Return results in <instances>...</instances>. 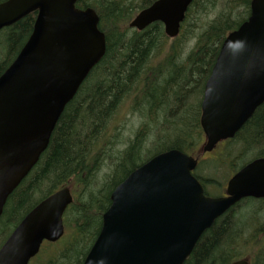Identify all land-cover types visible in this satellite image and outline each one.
Instances as JSON below:
<instances>
[{
    "label": "water",
    "instance_id": "water-1",
    "mask_svg": "<svg viewBox=\"0 0 264 264\" xmlns=\"http://www.w3.org/2000/svg\"><path fill=\"white\" fill-rule=\"evenodd\" d=\"M78 1L0 2V31L38 12L30 37L0 76V217L47 149L66 105L106 53L99 15ZM193 1L156 0L129 26L142 31L160 21L175 38ZM263 103L264 0H252L249 17L223 41L205 84L200 153L233 138ZM197 165L194 156L169 149L134 169L111 192L83 264H184L216 219L246 197L264 198V157L233 174L222 196L205 193L193 174ZM73 201L71 188L62 187L36 204L0 247V264H29L45 241L60 240Z\"/></svg>",
    "mask_w": 264,
    "mask_h": 264
},
{
    "label": "trees",
    "instance_id": "trees-1",
    "mask_svg": "<svg viewBox=\"0 0 264 264\" xmlns=\"http://www.w3.org/2000/svg\"><path fill=\"white\" fill-rule=\"evenodd\" d=\"M155 1L79 0L76 4L96 10L107 49L66 105L47 149L8 197L0 217L1 232L11 226L2 245L39 201L62 187L72 188L74 201L64 215L65 235L57 242H45L30 264H83L101 230L111 192L134 169L169 149L199 157L197 148L204 140L200 118L205 84L226 36L249 17L252 0H194L176 38L165 34L160 21L142 31L129 26L140 10ZM37 13L0 31V76L30 37ZM191 40L194 45L186 50ZM126 100L133 112L145 118L129 142L122 140L123 126H111ZM171 128L177 131L175 136L162 135ZM151 135L153 147L147 152L160 148L163 138L171 144L141 159L145 155L142 147ZM122 143L123 149L119 148ZM221 146L215 157L219 159H211L208 177L200 174V164L194 172L205 188L210 183L218 194L223 189L218 173L224 168H229L230 175V171L235 173L251 160L264 157V103L235 137ZM137 158L138 163L128 168V162ZM107 166L109 172L99 180L98 173ZM228 174L226 170L224 181L232 175ZM242 208L251 210L250 214L244 216ZM262 211L264 200L246 198L237 203L202 234L184 264L250 259L234 255L242 253L236 248L241 240L254 242L255 264H264V219L258 216Z\"/></svg>",
    "mask_w": 264,
    "mask_h": 264
},
{
    "label": "rangeland",
    "instance_id": "rangeland-1",
    "mask_svg": "<svg viewBox=\"0 0 264 264\" xmlns=\"http://www.w3.org/2000/svg\"><path fill=\"white\" fill-rule=\"evenodd\" d=\"M193 45H194V40L189 41L186 50H189ZM144 120H145V118H143L138 113H135V112L132 111L131 103L128 102V100H126L124 102V104L121 106V108H120L118 114L116 115L115 119L113 120L111 126H115V125H118V124H119V126H123L124 129H122V140L124 142H127V140H128V142H129L130 139H132L134 137L135 133L140 128V126L142 125V123L144 122ZM176 132H177L176 130H174L173 128H171V129H169L167 131L164 130L162 135L165 136L166 134H168V135L175 136L176 135ZM149 138L150 139L142 147V152L145 155L142 156L141 159H145L148 156H150L151 154H153L155 151H157L158 149L163 148V147L168 146L169 144H171L170 142L165 141L164 138H163L162 143L160 144V148H156L154 150H151V151L147 152L148 150L152 149V147H153V145H151V140L153 138V135H151ZM221 144H223V142ZM221 144H219V146L213 152L206 153L203 156V159L201 160L202 162L200 163L199 172L204 177H208V175L210 174L209 171H208V167L210 166V163L213 162L211 159H213V160L219 159V158H215V157L218 156V155H220V152L222 151L223 146H221ZM200 145H199V147H200ZM122 147H124L123 146V143L121 144V146L119 148H122ZM199 147L197 149H199ZM225 155H227V154H225ZM138 161H139L138 158L137 159L130 160L128 162V168H130L133 164L138 163ZM108 170H109V167L108 166L107 167H104L98 173V179L99 180L101 178L104 179L105 173L109 172ZM226 170H227V174H228L229 168L228 169L224 168V171L222 173H218L219 174V176H218L219 177L218 178L219 180L218 181H223V183L221 184V186L223 185V189L222 190H224V188L226 186V183L228 181V179L224 181V177H223L224 176V172ZM233 172L234 171H230L231 174H233ZM218 186H220V185H218ZM214 187H215L214 185H212V184L209 183V184L206 185V188L205 189H207L211 195H216V194H218L217 193L218 190L216 188H214ZM208 191H206V192H208ZM40 196H38V198ZM242 209H244V208H242ZM242 212H243V215L244 216H248L250 214L251 210L244 209ZM258 216L260 217L259 220H263L264 219V211L259 212L258 213ZM10 229H11V226H10V228L3 229L4 232H1L0 231V233H1L0 234V246H1V243L3 242V240L5 239V236H6L7 232H9ZM241 242H242L241 244L236 245V248H237V250L242 251V253H240V254H234V255L237 258H240V257H243V256H248L251 259L250 260L251 264L257 263V261H256V258H257V252H256V250L257 249L254 246V242H247V243H245L242 240H241ZM224 253H227V252H224Z\"/></svg>",
    "mask_w": 264,
    "mask_h": 264
},
{
    "label": "flooded vegetation",
    "instance_id": "flooded-vegetation-1",
    "mask_svg": "<svg viewBox=\"0 0 264 264\" xmlns=\"http://www.w3.org/2000/svg\"><path fill=\"white\" fill-rule=\"evenodd\" d=\"M225 189L223 190V192L221 193V195H225ZM258 200H264V199H258Z\"/></svg>",
    "mask_w": 264,
    "mask_h": 264
}]
</instances>
